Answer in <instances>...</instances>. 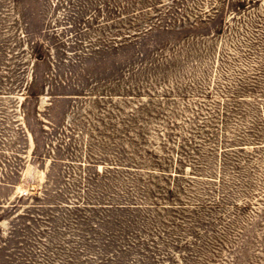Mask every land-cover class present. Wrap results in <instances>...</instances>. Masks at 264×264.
Segmentation results:
<instances>
[{
  "label": "rangeland",
  "instance_id": "obj_1",
  "mask_svg": "<svg viewBox=\"0 0 264 264\" xmlns=\"http://www.w3.org/2000/svg\"><path fill=\"white\" fill-rule=\"evenodd\" d=\"M0 264H264V0H0Z\"/></svg>",
  "mask_w": 264,
  "mask_h": 264
},
{
  "label": "trees",
  "instance_id": "obj_2",
  "mask_svg": "<svg viewBox=\"0 0 264 264\" xmlns=\"http://www.w3.org/2000/svg\"><path fill=\"white\" fill-rule=\"evenodd\" d=\"M135 4H140V2H136ZM149 26H151V25H149ZM135 33V32H134ZM137 33H139V32H137ZM131 35L130 34H127V35H123V36H121V38H129ZM120 38V39H121ZM111 43H112V45L113 44H116V42H115V39H111Z\"/></svg>",
  "mask_w": 264,
  "mask_h": 264
}]
</instances>
